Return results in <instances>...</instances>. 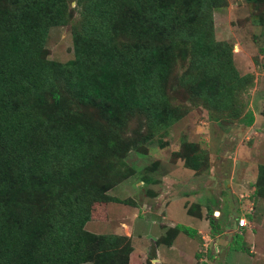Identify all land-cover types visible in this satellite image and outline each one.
<instances>
[{
    "label": "trees",
    "instance_id": "trees-1",
    "mask_svg": "<svg viewBox=\"0 0 264 264\" xmlns=\"http://www.w3.org/2000/svg\"><path fill=\"white\" fill-rule=\"evenodd\" d=\"M225 4L77 0L73 59L60 63L44 43L68 23L67 0H0V264H130V236L84 225L93 203L115 200L107 191L124 178L116 162L129 120H144L148 140L182 116L166 97L176 49L190 55L179 81L210 119L241 113L236 96L248 78L233 76L231 47L213 31L212 11ZM67 98L105 121L71 111ZM254 190L264 197V165ZM179 232L196 231L176 224L156 242L170 245ZM241 240L234 249L248 252Z\"/></svg>",
    "mask_w": 264,
    "mask_h": 264
},
{
    "label": "rangeland",
    "instance_id": "rangeland-1",
    "mask_svg": "<svg viewBox=\"0 0 264 264\" xmlns=\"http://www.w3.org/2000/svg\"><path fill=\"white\" fill-rule=\"evenodd\" d=\"M67 2L68 23L52 26L44 43L45 57L60 63L73 59L72 25L81 18L75 9L77 0ZM225 2L212 11L213 31L216 40L231 47L233 76L248 78L236 96L241 113L238 117L210 119V110L196 103L179 81L190 55L187 49L180 54L176 49L166 97L172 107H179L182 116L148 140L144 120L136 115L129 120L126 136L131 140L116 162L124 178L107 191L115 200L93 203L91 217L84 225L95 234L131 235L133 264L139 261L136 256L141 235L146 239L150 235L158 237L168 225L193 224L195 219L187 214L203 218L207 224L199 237L180 233L185 240V264H228L229 259L223 257L227 250L222 246L230 237L226 230L237 234L234 220L243 214L250 218L251 229L237 243L248 252H237L233 246L236 256L231 257L232 263L264 264V197L254 192L259 167L264 165V0ZM66 105L87 118L105 121L96 107L69 98ZM245 113L253 116L251 124H247ZM191 156L196 157L192 160L195 166H189L185 159ZM227 184L234 186V193ZM216 232L222 237L216 238L218 252L213 240L208 239L203 246L201 238L204 233ZM166 249L160 247L163 254ZM146 255L150 256L149 246ZM143 258L141 255V264Z\"/></svg>",
    "mask_w": 264,
    "mask_h": 264
},
{
    "label": "crops",
    "instance_id": "crops-1",
    "mask_svg": "<svg viewBox=\"0 0 264 264\" xmlns=\"http://www.w3.org/2000/svg\"><path fill=\"white\" fill-rule=\"evenodd\" d=\"M227 186H229L230 188V192L234 193L235 190H234V186L232 184H227ZM211 199V197L209 198ZM221 205H219V208H220ZM188 217L190 219H195L193 224H182V223H175L176 224H181V225H184V226H188L190 228H192L193 230H195V235L193 237H199L198 235L202 232V231H205V223L204 222V219L201 218V219H198L194 216H191L190 214H187ZM245 215V214H243ZM247 217V220H248V226L247 227H244V228H239L237 227L236 225V220H234V224H235V227H236V231H237V234L235 235H232L231 232H234L232 229H229V230H226V233L229 234L227 236H230L228 239L225 240V243L222 244L223 246V250H227L223 257L224 259L227 257V259H229L228 264H231L232 263V259L231 258L232 256H236L234 253H233V246L236 244V239H237V235H243L245 232H248L249 229H251L250 227V223H251V220L250 218L245 215ZM203 219V220H202ZM174 225H168L167 228L169 227H172ZM167 229H165L164 231L166 232ZM164 232V234H165ZM180 233H183V232H179L175 238L173 239L172 243L170 245L168 244H164V243H160L158 244L156 242L157 238L160 237V235L158 237H154L152 235H150L147 239L145 237H142V235L138 238L139 240V243H140V251L139 253L137 254L136 256V259L139 260L137 263L138 264H141L140 263V256L142 255L144 258H143V261H146V259L148 258L147 255H146V248L147 246H149V250H150V257H151V262L154 263V264H185L184 260H185V240L181 239L180 237ZM212 233V232H210ZM216 234L214 235H209L208 233H204L203 236L201 237L204 241V244L203 246H207V240L209 239L210 241L213 240L214 242V248H215V252H218V248H217V242H216V238H218V236H220V234H218V232H216ZM231 233V235H230ZM163 234V235H164ZM185 234V233H184ZM131 237V235H129ZM162 236V235H161ZM231 236H235L234 237V242L235 244L233 245V240L231 241ZM221 237V236H220ZM219 237V238H220ZM225 237V236H223ZM222 238V237H221ZM133 239H131L132 241ZM192 240V239H191ZM218 241V240H217ZM147 245V246H146ZM162 245V246H160ZM133 248H135L134 244L132 245ZM160 247L163 248H167L166 251H164V254L163 252L160 250ZM203 251L206 252V249H204ZM154 253L153 255L151 253ZM237 252H240V251H237ZM131 254H130V260H129V263L130 264H133L131 262ZM203 258H200L199 260H202ZM204 260V259H203ZM201 262V261H200ZM145 263V262H144ZM232 264H237L236 262H233ZM251 264H254V261L251 262Z\"/></svg>",
    "mask_w": 264,
    "mask_h": 264
},
{
    "label": "built area",
    "instance_id": "built-area-1",
    "mask_svg": "<svg viewBox=\"0 0 264 264\" xmlns=\"http://www.w3.org/2000/svg\"><path fill=\"white\" fill-rule=\"evenodd\" d=\"M236 225L239 228H244L248 226V220L245 215H241L239 218L236 219Z\"/></svg>",
    "mask_w": 264,
    "mask_h": 264
},
{
    "label": "water",
    "instance_id": "water-1",
    "mask_svg": "<svg viewBox=\"0 0 264 264\" xmlns=\"http://www.w3.org/2000/svg\"><path fill=\"white\" fill-rule=\"evenodd\" d=\"M151 254L153 255L154 253L152 252Z\"/></svg>",
    "mask_w": 264,
    "mask_h": 264
}]
</instances>
